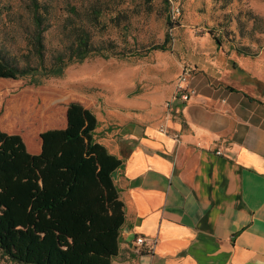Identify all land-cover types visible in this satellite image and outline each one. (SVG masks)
I'll return each instance as SVG.
<instances>
[{
	"label": "crops",
	"instance_id": "0c3cea01",
	"mask_svg": "<svg viewBox=\"0 0 264 264\" xmlns=\"http://www.w3.org/2000/svg\"><path fill=\"white\" fill-rule=\"evenodd\" d=\"M239 56L187 64L196 96L175 105L165 132L128 124L103 143L97 125L96 142L122 161L111 264H264V59ZM138 236L148 243L137 253Z\"/></svg>",
	"mask_w": 264,
	"mask_h": 264
},
{
	"label": "rangeland",
	"instance_id": "374dc122",
	"mask_svg": "<svg viewBox=\"0 0 264 264\" xmlns=\"http://www.w3.org/2000/svg\"><path fill=\"white\" fill-rule=\"evenodd\" d=\"M97 1L104 5L102 28L90 27L92 44L111 47V53L118 56L90 57L68 66L59 78L43 79L40 85L30 84L29 78H0V131L19 137L29 155L32 146L40 145L42 133L65 127V111L71 102L80 103L95 115L98 139L107 143L116 140L120 129L128 124L160 129L164 103L182 64L197 68L200 61H214L217 55L231 57L236 63L243 54L246 59H264V0L53 3L59 8L69 2L84 12ZM25 3L0 0V51L5 57L26 53L28 27L21 17ZM176 8L179 14L172 20L170 14ZM120 12V19L114 20ZM44 44L49 59L60 47L55 27L44 34ZM162 45L163 50L155 49ZM252 63L246 61L251 68ZM4 145L1 140L0 160L6 152ZM0 263L15 264L5 259Z\"/></svg>",
	"mask_w": 264,
	"mask_h": 264
},
{
	"label": "trees",
	"instance_id": "16d2710c",
	"mask_svg": "<svg viewBox=\"0 0 264 264\" xmlns=\"http://www.w3.org/2000/svg\"><path fill=\"white\" fill-rule=\"evenodd\" d=\"M103 7L97 1L81 12L69 2L57 8L53 0H26V53L5 57L0 51V78L40 85L90 57L118 56L91 41L90 27L102 28ZM53 27L60 47L47 59L44 34ZM65 120L64 128L40 135L37 155L27 154L19 137L0 131L6 150L0 160V261L111 264L118 253L125 217L113 174L122 161L96 142L98 123L90 110L71 102Z\"/></svg>",
	"mask_w": 264,
	"mask_h": 264
},
{
	"label": "built area",
	"instance_id": "2783aa9c",
	"mask_svg": "<svg viewBox=\"0 0 264 264\" xmlns=\"http://www.w3.org/2000/svg\"><path fill=\"white\" fill-rule=\"evenodd\" d=\"M179 14V10L173 9L170 18L173 20L175 15ZM194 74V68L190 65L183 64L179 68V73L173 83L170 97L165 101L163 106L164 122L170 121L174 117L175 105H186L196 96V90L191 86L190 80ZM161 132H165L163 127H160ZM177 138V136H176ZM219 154V152H217ZM148 240L142 236H138L134 240L135 250L138 253L139 249L145 246ZM149 244L152 245L151 242Z\"/></svg>",
	"mask_w": 264,
	"mask_h": 264
},
{
	"label": "water",
	"instance_id": "95a60500",
	"mask_svg": "<svg viewBox=\"0 0 264 264\" xmlns=\"http://www.w3.org/2000/svg\"><path fill=\"white\" fill-rule=\"evenodd\" d=\"M115 175H116V174H113V179L115 178Z\"/></svg>",
	"mask_w": 264,
	"mask_h": 264
}]
</instances>
